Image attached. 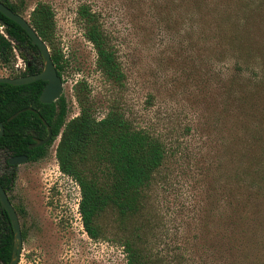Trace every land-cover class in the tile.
Listing matches in <instances>:
<instances>
[{"label": "rangeland", "instance_id": "374dc122", "mask_svg": "<svg viewBox=\"0 0 264 264\" xmlns=\"http://www.w3.org/2000/svg\"><path fill=\"white\" fill-rule=\"evenodd\" d=\"M24 1L28 19L40 1L55 10L68 119L81 112L75 86L86 81L99 118L118 107L165 143L146 209L129 225L144 244L168 264H264V0ZM84 3L111 38L123 84L97 66ZM15 51L14 64L0 59V76L26 68ZM59 139L15 170L10 196L26 234L18 264H127L130 232L114 213L99 218V239L87 233Z\"/></svg>", "mask_w": 264, "mask_h": 264}, {"label": "trees", "instance_id": "16d2710c", "mask_svg": "<svg viewBox=\"0 0 264 264\" xmlns=\"http://www.w3.org/2000/svg\"><path fill=\"white\" fill-rule=\"evenodd\" d=\"M12 10L23 14L27 10L24 0L13 2L2 0ZM78 14L85 25V36L97 51V66L105 77L117 84H123L126 74L114 49L110 36L103 30L99 15L91 5L79 6ZM56 14L53 6L40 1L30 13V22L40 37L51 48L52 58L58 72L63 75L67 59L56 42ZM0 59L4 65L14 64L15 49L26 61V68L14 72L10 77L39 73L44 61L37 45L27 31L14 20L0 12ZM46 81L13 85L0 83V122L4 123V134L0 137V152L7 161L10 156L28 154L33 160L43 159L48 154L46 145L29 148L33 136L48 133L42 116L52 127L53 139L60 136L56 157L61 171L74 178L81 188L79 204L84 227L93 239L102 236L99 218L108 211L117 216L126 232L123 241L127 264H168L166 259L145 245L138 228L129 225L143 214L149 190L155 173L166 158L163 140L145 128L137 127L125 111L112 108L105 117L99 118L88 83L79 81L76 95L81 107L79 115L68 119V106L64 96L53 103H42L40 96ZM248 82H242V92ZM248 85V87H249ZM244 97V96H243ZM32 107V110L21 111ZM20 114L9 120L16 112ZM36 149H42L39 156H32ZM16 171L0 175V182L11 192L16 182ZM26 238L25 232H23ZM14 246V230L5 209L0 202V264H10Z\"/></svg>", "mask_w": 264, "mask_h": 264}, {"label": "water", "instance_id": "95a60500", "mask_svg": "<svg viewBox=\"0 0 264 264\" xmlns=\"http://www.w3.org/2000/svg\"><path fill=\"white\" fill-rule=\"evenodd\" d=\"M0 12L14 20L16 23L21 25L27 33L30 35L32 39V43L39 47L41 55L44 61V69L35 74L22 75L18 77H10V76H0V83H10L13 85H22L32 83L37 80L46 81V85L43 89V92L40 96V100L42 103H53L58 100L64 90V80L62 75L59 74L56 64L52 58V53L50 46L48 43L40 37L36 29L31 24L30 20L25 17L23 14L17 13L12 10L8 5H6L2 0H0ZM0 24H3V21L0 20ZM32 110L36 112V109L32 107L25 108L21 111ZM21 111L13 114L9 120L17 117ZM43 122L48 127V135L45 138L37 139V141L30 145V147L40 146L48 143L53 137V130L49 123L42 117ZM4 123L0 122V137L4 134ZM26 155H14L9 159L10 164L20 165L23 164L27 160ZM0 201L2 207L8 212L11 218V224L14 230V246H13V254L10 264H18L20 262L21 254L23 251V231L21 227V222L19 219L18 212L12 203L8 192L0 182Z\"/></svg>", "mask_w": 264, "mask_h": 264}, {"label": "flooded vegetation", "instance_id": "af4514ba", "mask_svg": "<svg viewBox=\"0 0 264 264\" xmlns=\"http://www.w3.org/2000/svg\"><path fill=\"white\" fill-rule=\"evenodd\" d=\"M35 74V73H34ZM29 75V74H28ZM36 112H37V110H36ZM47 126V125H46ZM47 130H48V127H47ZM49 133V132H48ZM48 133L46 134V135H44V136H33L32 138H33V141H31L30 143H29V148L30 149H35V148H37V147H40V146H42V145H40V146H34V147H30V145L31 144H33V143H35L36 141H37V139H42V138H45L47 135H48ZM52 139H53V137H52ZM52 139L48 142V143H46V144H48L47 146H46V148H49V146L51 145V144H49L51 141H52ZM46 144H43V145H46ZM42 152V149H36L35 151H34V153L32 154V156H35V157H37V156H39L40 155V153ZM0 155H4L3 156V162H1V160H0V175H2L3 173H5V172H8V171H15L16 170V168H17V166L18 165H13V164H10V162H9V159L12 157V156H10V158L8 159V161H7V156H6V154L4 153V152H0ZM20 155H26L28 158H27V160L24 162V163H26V162H28V161H34V162H36V161H40L41 159H39V160H33L28 154H26V153H23V154H20ZM16 175H17V173H16ZM15 186V185H14ZM5 188V187H4ZM7 191V190H6ZM9 194V197H10V199H11V201H12V198H11V196H10V192L8 193ZM1 202V201H0ZM13 203V202H12ZM14 204V203H13ZM1 206H2V204H1ZM15 206V205H14ZM16 208V207H15ZM4 209V208H3ZM17 210V209H16ZM18 212V211H17ZM8 213V212H7ZM9 215V214H8ZM19 215V214H18ZM9 218H10V216H9ZM20 219V218H19ZM10 221H11V218H10ZM24 237V236H23Z\"/></svg>", "mask_w": 264, "mask_h": 264}, {"label": "built area", "instance_id": "2783aa9c", "mask_svg": "<svg viewBox=\"0 0 264 264\" xmlns=\"http://www.w3.org/2000/svg\"><path fill=\"white\" fill-rule=\"evenodd\" d=\"M77 185L79 186L78 182H77ZM81 200V199H80ZM79 204H80V201H79ZM81 214V213H80Z\"/></svg>", "mask_w": 264, "mask_h": 264}]
</instances>
